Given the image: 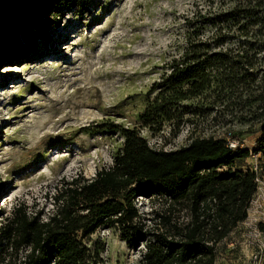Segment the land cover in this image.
<instances>
[{
  "label": "rangeland",
  "instance_id": "374dc122",
  "mask_svg": "<svg viewBox=\"0 0 264 264\" xmlns=\"http://www.w3.org/2000/svg\"><path fill=\"white\" fill-rule=\"evenodd\" d=\"M240 7L249 0H54L42 32L24 42L26 51L0 61V222L16 205L47 213L58 181L89 178L111 165L123 142L120 127L137 129L150 146L165 150L212 135L239 141L262 166L248 216L216 245L214 264H260L264 151L255 149L264 119V28L245 26L243 36L235 28L234 38L214 45L254 48L248 84L184 102L199 112H186L175 135L170 122L153 131L140 119L188 43L216 38L208 18ZM254 163L248 154L236 166ZM137 205L150 210L145 199ZM92 238L105 244L103 264H140L142 245L128 247L114 228Z\"/></svg>",
  "mask_w": 264,
  "mask_h": 264
},
{
  "label": "trees",
  "instance_id": "16d2710c",
  "mask_svg": "<svg viewBox=\"0 0 264 264\" xmlns=\"http://www.w3.org/2000/svg\"><path fill=\"white\" fill-rule=\"evenodd\" d=\"M53 1L0 0V61L26 51L24 42L42 32ZM262 2L249 0V7L208 18L216 38L191 40L172 61L140 115L144 126L158 131L170 122L175 135L186 112H199L184 102L213 88L248 84L254 48L214 45L234 38L235 28L240 36L247 34L245 26L264 28ZM223 29L234 31L222 35ZM119 132L123 142L111 165L89 178L75 174L58 181L47 213L16 205L0 222V264H103L105 244L92 238L102 228H114L130 248L142 245L140 264L215 263L216 245L247 218L257 189V174L236 166L248 149L229 148L228 139L209 135L165 150L150 146L135 128ZM257 145L255 152L264 151V119ZM140 198L150 203L148 212L139 209ZM258 227L264 232V222Z\"/></svg>",
  "mask_w": 264,
  "mask_h": 264
},
{
  "label": "built area",
  "instance_id": "2783aa9c",
  "mask_svg": "<svg viewBox=\"0 0 264 264\" xmlns=\"http://www.w3.org/2000/svg\"><path fill=\"white\" fill-rule=\"evenodd\" d=\"M228 146L229 148H236V147H242V144L237 140H228ZM250 155H251V161L254 159L255 165L251 167V165L249 164L248 169L254 171L257 174L256 181L258 182L259 181L258 170L259 168H261L258 162V155L252 154V153H250ZM263 250H264V245H263ZM263 250H262V254L260 255V259H259L260 264H263Z\"/></svg>",
  "mask_w": 264,
  "mask_h": 264
}]
</instances>
